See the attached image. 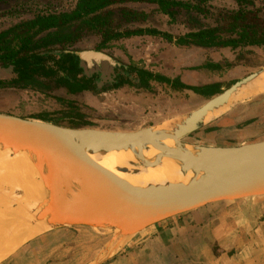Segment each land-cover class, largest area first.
Returning a JSON list of instances; mask_svg holds the SVG:
<instances>
[{
  "label": "water",
  "instance_id": "obj_1",
  "mask_svg": "<svg viewBox=\"0 0 264 264\" xmlns=\"http://www.w3.org/2000/svg\"><path fill=\"white\" fill-rule=\"evenodd\" d=\"M62 53L68 51L51 50L44 55ZM76 55L83 75L90 78L97 74L98 83L107 81L109 84L115 69L122 66L98 50L80 51ZM13 75V65H0L1 80ZM258 77L253 74L237 81L189 114L173 133L163 136V140L186 145L181 139L196 131L209 112L225 106L242 86ZM141 134L159 151V157L152 164L142 158V169L157 167L162 158L174 156L183 164L181 173L187 175L192 171L196 178L189 183H167L143 189L100 168L91 157L100 152L127 150L136 145V138ZM78 138H83V143L78 144ZM0 144L1 152L13 159L30 158L34 164L31 180L37 186L40 184L27 191L26 183L21 181L20 187L25 193L18 203L9 194L11 203L16 206L30 200V205L17 207L16 220L22 231L28 227L39 232L85 226L112 234L100 256L90 264H102L126 240L171 218L217 202L264 196V140L238 146H191L199 151L194 156L157 145L152 128L136 132L72 128L0 112ZM121 172L139 174L141 170L138 166H129Z\"/></svg>",
  "mask_w": 264,
  "mask_h": 264
},
{
  "label": "rangeland",
  "instance_id": "obj_2",
  "mask_svg": "<svg viewBox=\"0 0 264 264\" xmlns=\"http://www.w3.org/2000/svg\"><path fill=\"white\" fill-rule=\"evenodd\" d=\"M76 1L31 0L23 8H21V4L18 6L0 4V31L24 19L31 18L33 13L36 12L43 13L70 9L75 5ZM254 1L256 7L264 8V0ZM211 5L216 8L228 10L238 8L237 4L231 0H214L211 2ZM128 6L144 9L148 12L156 8V5L146 2L129 3ZM15 9L23 10L19 13H14L16 11ZM154 18L157 28L164 32L173 35H180L186 32L183 24L170 23V19L163 14H155ZM142 38H144V41L138 45L127 44L125 42L126 39L117 40L112 42L107 49L101 51L113 57L117 62L127 68L146 69L167 77H169L168 74L173 75V72H170L168 69V63L173 61V58L180 59L186 63L190 60L191 55L187 48L191 47H177L162 37L148 36ZM174 47L179 50H175ZM71 48L77 51L96 49L95 42L90 38L85 39ZM210 50H207V55H209ZM244 51L247 52L245 55L240 53L239 50L227 53V55L234 59L237 53L240 54L238 57L241 56V62L235 67L243 66L242 72L218 77V83L221 84L222 90L210 98H205L192 90L174 92L165 83L158 82H152V89L147 90L138 87V82L134 81V79L119 88H99L95 91H84L76 95L69 94L65 88L43 93L30 88L0 87V112L60 125L57 123L58 121L62 122L60 126L72 127L69 117L66 116L68 109H71L72 106L76 111H80L84 115V120L87 122L86 127L80 128H93L113 132H136L154 128L167 121H173L174 125L177 126L178 123L185 121L189 114L229 89L237 81L253 74H258L259 77L257 80H264V75H262L264 74V47H247ZM180 68L182 73L185 70L191 69L187 65H183ZM261 72L262 74H260ZM128 73L127 76L130 75ZM15 76L16 74L8 79H12ZM178 78L182 80L180 76ZM185 78L188 81L194 82V79L189 76ZM203 79L211 80L210 77ZM202 81L197 80L196 82L200 84L191 86H204ZM246 86H249V84L244 85V87ZM240 89L241 91H245L247 87ZM224 108L221 113L212 119H205L196 131L182 138L181 142L190 146H220V144H239L243 141V138L246 140L245 142L264 140V89L238 95L236 98L233 97ZM248 135L249 137L251 136L249 141L247 138ZM6 192L7 194L10 192L12 194L10 195L13 196L17 203L20 196H23L25 193L20 187V183L7 184ZM261 210L262 212H260ZM257 213L264 214V210L258 208ZM148 231L145 233H148ZM89 244L92 245L93 243ZM83 245L84 243L80 241V249H78L79 252L77 251L76 254L84 253L85 250L86 257L87 249ZM138 246L131 247L132 249L125 250L124 252L119 248L113 254V258L117 260L116 264H126L124 261L127 264L136 262L130 256L135 251L140 253ZM156 247V250H158V243ZM216 247L217 250L220 248H224L225 250L233 249L232 246H227L225 243H217L215 245ZM160 252V256L155 259L149 258L145 264H172V256L166 255L163 250ZM125 254L128 258L121 263L122 260L120 261V258L125 257ZM71 255L68 254V256ZM83 255L81 254L79 256L82 257L80 258L82 259L80 262H84ZM162 255L163 259L160 260ZM44 260L40 255L24 257L20 253L5 264H44Z\"/></svg>",
  "mask_w": 264,
  "mask_h": 264
},
{
  "label": "trees",
  "instance_id": "obj_3",
  "mask_svg": "<svg viewBox=\"0 0 264 264\" xmlns=\"http://www.w3.org/2000/svg\"><path fill=\"white\" fill-rule=\"evenodd\" d=\"M30 1L0 0V4H21L23 8ZM213 1L77 0L70 9L33 13L31 18L0 31V65H13L16 74L12 79L0 80V87L30 88L43 93L65 88L71 95L95 91L93 81L81 76L79 62L74 54L53 57L52 65L41 56L45 51L71 48L89 38L100 51L107 49L114 41L139 36L162 37L177 47L194 46L211 50L230 48L244 55L247 47H264L263 7H256L254 0H231L238 8L228 10L212 6ZM135 2H146L156 5V8L148 12L128 6ZM15 10L14 13H19L23 9ZM155 14L167 16L170 23L183 24L186 32L173 35L160 30L155 25ZM238 55L233 62L207 60L194 69L226 71L241 62V56ZM128 69L139 78L138 87L147 90L152 89V82H158L165 83L174 92L192 90L205 98L221 92L218 84L194 87L178 77L172 79L146 69ZM130 82L122 79L114 87L119 88ZM66 116L74 128L87 126L84 115L72 106ZM57 123L62 125V122ZM221 252L215 248L217 256Z\"/></svg>",
  "mask_w": 264,
  "mask_h": 264
},
{
  "label": "crops",
  "instance_id": "obj_4",
  "mask_svg": "<svg viewBox=\"0 0 264 264\" xmlns=\"http://www.w3.org/2000/svg\"><path fill=\"white\" fill-rule=\"evenodd\" d=\"M142 37L148 36L127 38L125 42L130 45H138L144 41ZM174 49L179 50L175 47ZM187 50L191 55L188 64L175 58L168 63L169 71L173 72V75L168 74L169 77L180 76L181 81L189 85L200 84L196 81L203 80L204 86L218 84L222 90L221 84L218 83V77L242 72L243 66L220 72L193 68V66L203 65L207 60L219 63L226 60L233 62L235 59L227 55V53L232 52L230 48L212 49L209 55H207L208 49L200 47H191ZM183 65H187L191 69L182 73L180 67ZM187 76L193 78L194 82L186 80L185 77ZM208 77L211 78L210 81L203 79ZM247 138L249 141L251 136L248 135ZM242 140L239 144H220V146H238L252 143V141L245 142L244 138ZM6 190L0 191L2 196L0 200V238L5 240L9 239L8 236L15 231L23 232L20 229V222L16 220V213L23 206L30 205L26 202L19 203L17 206L15 203H11L9 195L11 193L7 194ZM18 206H20L19 209H17ZM257 207L264 210V196L209 204L151 226L135 235V238L126 240L120 248L124 252L139 245L140 253L135 251L130 256L136 261L132 264H145L149 258L155 259L160 256L162 250L166 255L172 256V264H264V214H258ZM28 228L25 231L32 230L31 227ZM147 230H149L148 233H145ZM109 234L85 226L35 231L16 248L2 256L0 264H5L20 253L24 257L40 255L41 258L45 259L44 264H90L100 256L112 239V234ZM80 241L84 243L83 247L87 249L86 257L85 250L84 253L76 254L80 249ZM89 243L93 244L90 245ZM157 243L159 244L158 250H156ZM217 243H225L227 246H232L233 249L220 248L218 250L222 252L217 256L214 251ZM231 250L233 252L229 254ZM68 254L73 255L71 257ZM81 254H84V262H80L82 260L80 259L82 257H79ZM124 256L120 258L121 263L128 258L126 254ZM162 259L163 255L160 257V260ZM116 261L111 254L102 264H116ZM124 262L127 264L126 261Z\"/></svg>",
  "mask_w": 264,
  "mask_h": 264
},
{
  "label": "bare ground",
  "instance_id": "obj_5",
  "mask_svg": "<svg viewBox=\"0 0 264 264\" xmlns=\"http://www.w3.org/2000/svg\"><path fill=\"white\" fill-rule=\"evenodd\" d=\"M264 75V74H262ZM9 80V79H5ZM247 87V89H245ZM242 86L241 91L239 89L232 98H236L238 95H244L247 93L255 92L257 90L264 89V80H255L249 84V86ZM222 106L218 109H215L205 117L206 120L212 119L219 113H221L225 108ZM182 123V122H181ZM180 123H178L179 125ZM177 126L174 125V122H164L152 128L153 135L155 137V143L160 146L169 147L173 150H181L186 153L195 155L199 154L197 148L175 144L171 139L163 140V136L173 133ZM78 144L83 143V138H78ZM2 144H0V191L2 189L6 190V185L21 183L23 181L26 183V190L37 186L31 180L30 175L32 169L34 170V164L30 158H16L13 159L10 155L1 152ZM32 153L37 154L35 151L31 150ZM159 151L150 144L148 138L141 134L136 138V145L130 146L129 149L123 151H113V152H100L91 155V157L98 163L97 165L100 168H103L125 180H127L131 185L138 188L150 189L152 187L160 186L167 183H189L196 176L192 171L188 172L187 175L181 173L182 162L174 156H166L162 158L161 163L157 167H150L142 169V158L145 159L149 164L155 161L156 157H159ZM137 167L141 170L139 174L132 173H123L121 172L122 168L126 167ZM200 178V177H198ZM40 187V184H38ZM13 186V185H12ZM259 197V196H258ZM2 196L0 195V200ZM28 203L30 200L27 201ZM34 232L31 230L27 231H15L12 235H9V239L5 240L0 238V258L12 251L19 244H21L25 239L31 236Z\"/></svg>",
  "mask_w": 264,
  "mask_h": 264
},
{
  "label": "flooded vegetation",
  "instance_id": "obj_6",
  "mask_svg": "<svg viewBox=\"0 0 264 264\" xmlns=\"http://www.w3.org/2000/svg\"><path fill=\"white\" fill-rule=\"evenodd\" d=\"M53 50H67L68 51L67 54L72 53L76 57H77L76 53L77 52H80V51H77L76 49H72V48H67V49H53ZM94 50H97V49H94ZM48 51H51V50H48ZM48 51H45V52H48ZM98 51H100V50H98ZM45 52L41 53V56L46 61H48V63L50 65H52V60H54L53 57H62L63 55H65V53H62L61 55L49 54L48 56H45L44 55ZM51 56H52V59H51ZM77 60H78V57H77ZM122 72H126V73L129 72L130 75L124 76ZM81 76H83V70L82 69H81ZM130 76H133V77H130ZM98 78H99V76L97 74H94L92 77L88 78V79H91L93 81V84L95 85L96 89H99V88L100 89H105L106 87H114L117 83H120L122 81V79L123 80H126V81L127 80H130L131 81L132 79H134V81H136V82H139L140 81L139 78L137 77L136 73L135 72H132L127 67L123 66V64H122V66H121L120 69H117V68L115 69V73L113 74V78L112 79L110 78L108 80L109 84L106 83L107 81H105L103 83H98V81H97Z\"/></svg>",
  "mask_w": 264,
  "mask_h": 264
}]
</instances>
